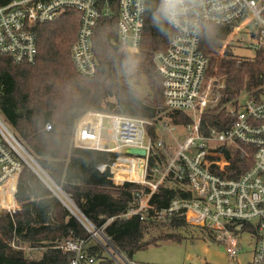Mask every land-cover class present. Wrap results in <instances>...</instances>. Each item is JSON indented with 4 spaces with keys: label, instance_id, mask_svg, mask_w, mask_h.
<instances>
[{
    "label": "built area",
    "instance_id": "1",
    "mask_svg": "<svg viewBox=\"0 0 264 264\" xmlns=\"http://www.w3.org/2000/svg\"><path fill=\"white\" fill-rule=\"evenodd\" d=\"M147 8L148 0H0V56L16 63H34L39 54L37 26L57 20L67 10H76L81 18L71 47L73 63L80 74L94 77L100 66L94 39L101 20L117 16L120 48L138 54ZM167 23L172 30L168 46L154 55L165 105L170 111L193 117L176 151L170 157L163 152L166 141L157 132L156 119L99 110L87 111L77 120L73 145L116 153L109 164H99L97 169L109 171V178L117 185L132 182L149 189L139 194L127 217L140 215L145 219L160 186H174L177 181L192 197L173 198L159 217L179 215L189 225L211 231L231 260L247 254L250 264H264V92L258 96L245 92V103L239 100V109L232 110L235 120L229 129L201 130L205 107L216 104L215 88L224 85L217 69L226 49L245 44L256 54L264 51V0H185L179 23H169L168 18ZM207 25L231 28L211 73L210 59L201 50L202 31ZM170 123L175 129L177 124ZM161 125L168 126L166 121ZM51 127L47 124L46 129ZM234 150L243 158L239 163L245 167L242 172L233 168ZM162 153L165 159L149 178L150 159L160 158ZM28 165L38 172L43 170L0 114V211L14 214L20 209L18 182ZM83 224L89 239L69 238L60 244L72 255L70 264L97 263L90 254L91 240L113 257H122L102 230ZM124 264L155 263L124 258Z\"/></svg>",
    "mask_w": 264,
    "mask_h": 264
},
{
    "label": "trees",
    "instance_id": "2",
    "mask_svg": "<svg viewBox=\"0 0 264 264\" xmlns=\"http://www.w3.org/2000/svg\"><path fill=\"white\" fill-rule=\"evenodd\" d=\"M80 18L78 11L67 10L57 20L38 25L39 54L32 64L0 56V114L52 182L72 197L81 214L102 230L126 259L133 260L139 251L165 241L187 238L165 233V227L175 230L187 226L215 240L211 231L193 227L183 217L169 216L168 223L158 220L159 213L169 208L173 198L192 197L180 189L177 181L174 186H160L151 198L152 208L145 219L140 215L127 217L139 194L148 193L149 189L132 182L117 185L109 178V171L97 169L99 164H109L116 153L73 145L77 120L89 110L151 119L168 117L173 124L193 121L189 115L170 111L165 105L162 79L153 60L157 52L167 48L172 35L161 0H148L139 54L120 49L117 16L101 20L94 39L100 64L94 77L80 74L71 55ZM230 30L216 25L203 28L201 50L210 59L209 73ZM217 76L224 85L215 88L218 100L203 113L202 132L229 129L235 120L232 110L239 109L241 95L254 92L258 96L264 92V51L252 59L239 60L228 47ZM47 124H51L50 130L46 129ZM240 154L233 151V168L242 172L245 167L239 164L243 161ZM163 159V153L160 158L150 159L149 178ZM17 200L20 209L14 214L0 211V264H70L72 255L60 247L61 242L69 238L89 239V230L79 220L76 226L66 223L65 204L28 166L19 178ZM91 242L90 254L101 264H109L112 259L105 249L94 240ZM26 246L38 249L39 254L27 252Z\"/></svg>",
    "mask_w": 264,
    "mask_h": 264
},
{
    "label": "rangeland",
    "instance_id": "3",
    "mask_svg": "<svg viewBox=\"0 0 264 264\" xmlns=\"http://www.w3.org/2000/svg\"><path fill=\"white\" fill-rule=\"evenodd\" d=\"M231 51L235 57L242 59L253 58L256 54L255 49L245 44L235 45V47L231 48ZM124 52L129 53L127 51ZM221 52H222V48L217 56L218 58H220ZM245 101H246V95L244 93L240 97V103L243 104L245 103ZM211 107L212 105L210 106L208 105V107H205L204 110L206 111ZM189 116L193 119L191 115ZM165 121L168 124V126L167 127H162V125L160 126V124L165 123ZM170 121L171 119L168 117L156 119L157 132H160V137L166 141L163 152H165L168 157H170L176 151L179 143L185 139L187 133L189 132L186 127L187 124H177L175 129H171L173 125L170 123ZM105 123L106 125H108L109 124L108 120H106ZM28 167L31 168L30 165H28ZM39 171L42 174V176L48 180L49 176L46 173V171H44L45 172L44 174L41 172L40 168ZM52 187L55 189L56 192H58L59 194H61L62 197H64L66 201L64 202V204L65 206L67 205L66 208L68 209V215L75 222L81 218V220H83L92 229L93 228L92 225L78 211L72 197L65 192L64 194H62V192L59 189L60 187L56 188L54 184L52 185ZM65 196H67V198H69L72 202H70ZM169 216H170L169 214H162V216L159 217L158 220L168 223L170 222ZM160 230L161 229L157 231H153V233L157 234ZM164 232L165 233L174 232L175 234H182L187 238L183 239L182 241H172V240L165 241L161 243V245L159 246L150 247L146 250H141L137 254H135L133 259L138 262L155 263V264H250L248 261L249 256L247 254L241 255L238 258V260L237 259L231 260L226 252L225 246L222 243L213 240L207 234L203 235V233L200 230L189 228L187 226L175 230L169 227H165ZM25 250L27 252H31L33 255L39 254V250L36 248H30L26 246ZM105 253L108 257H110L113 260L109 264H118L117 261L113 259L114 257L109 252L106 251ZM96 264H101L100 260H97Z\"/></svg>",
    "mask_w": 264,
    "mask_h": 264
},
{
    "label": "clouds",
    "instance_id": "4",
    "mask_svg": "<svg viewBox=\"0 0 264 264\" xmlns=\"http://www.w3.org/2000/svg\"><path fill=\"white\" fill-rule=\"evenodd\" d=\"M161 10L169 23L178 24L179 17L185 10V0H161ZM157 22L159 23V20Z\"/></svg>",
    "mask_w": 264,
    "mask_h": 264
},
{
    "label": "water",
    "instance_id": "5",
    "mask_svg": "<svg viewBox=\"0 0 264 264\" xmlns=\"http://www.w3.org/2000/svg\"><path fill=\"white\" fill-rule=\"evenodd\" d=\"M138 153H141V154H145V151L144 150H139ZM33 167V166H32ZM33 170L34 172H36V174L54 191V193L64 202L62 196L55 191V189L52 187V185L54 184L52 182V180L48 177V180L46 178H44L42 176V174L40 172H38L34 167H33ZM42 172L44 173V171L42 170ZM53 183V184H52ZM55 185V184H54ZM60 191L62 192V194H64V192L60 189ZM83 216V215H82ZM84 217V216H83ZM85 218V217H84ZM86 219V218H85ZM87 220V219H86ZM88 221V220H87ZM89 222V221H88ZM90 223V222H89ZM91 224V223H90ZM92 225V224H91Z\"/></svg>",
    "mask_w": 264,
    "mask_h": 264
},
{
    "label": "crops",
    "instance_id": "6",
    "mask_svg": "<svg viewBox=\"0 0 264 264\" xmlns=\"http://www.w3.org/2000/svg\"><path fill=\"white\" fill-rule=\"evenodd\" d=\"M55 187L56 188H59V187H57L56 185H55ZM60 189V188H59ZM54 192V191H53ZM64 192V191H63ZM56 195V194H55ZM66 197V196H65ZM63 198V200H64V202H66L65 201V199H64V197H62ZM67 198V197H66ZM63 202V203H64ZM67 206V205H66ZM68 207H69V205H68ZM79 211V210H78ZM80 212V211H79ZM81 213V212H80ZM80 221H81V223L83 224L84 223V221L83 220H81V218L79 219ZM66 223L68 224V225H70V226H76L77 225V223L67 214V216H66ZM84 225V224H83ZM122 257H120V258H118V256H116V257H112L113 259H115L116 261H117V263L118 264H124V256L123 255H121ZM126 259V258H125ZM134 260V259H133ZM113 261V260H112ZM134 261H136V260H134Z\"/></svg>",
    "mask_w": 264,
    "mask_h": 264
},
{
    "label": "bare ground",
    "instance_id": "7",
    "mask_svg": "<svg viewBox=\"0 0 264 264\" xmlns=\"http://www.w3.org/2000/svg\"><path fill=\"white\" fill-rule=\"evenodd\" d=\"M42 172V171H41ZM43 173V172H42Z\"/></svg>",
    "mask_w": 264,
    "mask_h": 264
}]
</instances>
